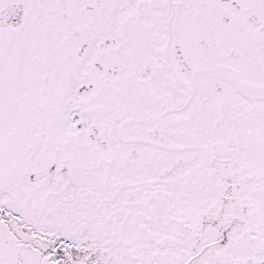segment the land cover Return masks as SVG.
Returning <instances> with one entry per match:
<instances>
[{
  "label": "snow or ice",
  "instance_id": "1",
  "mask_svg": "<svg viewBox=\"0 0 264 264\" xmlns=\"http://www.w3.org/2000/svg\"><path fill=\"white\" fill-rule=\"evenodd\" d=\"M0 264H264V0H0Z\"/></svg>",
  "mask_w": 264,
  "mask_h": 264
}]
</instances>
